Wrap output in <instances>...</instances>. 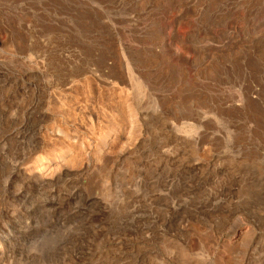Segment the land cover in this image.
<instances>
[{"label":"rangeland","instance_id":"obj_1","mask_svg":"<svg viewBox=\"0 0 264 264\" xmlns=\"http://www.w3.org/2000/svg\"><path fill=\"white\" fill-rule=\"evenodd\" d=\"M0 137V264H264V0H0Z\"/></svg>","mask_w":264,"mask_h":264},{"label":"bare ground","instance_id":"obj_2","mask_svg":"<svg viewBox=\"0 0 264 264\" xmlns=\"http://www.w3.org/2000/svg\"><path fill=\"white\" fill-rule=\"evenodd\" d=\"M5 134V133H4ZM19 132H17L16 130L15 131H12V132H10L9 134H7V135H5L4 136V138H8L9 136L10 137H18L19 136ZM0 139H1V137H0ZM9 139V138H8ZM165 156V155H164ZM174 156H172V158H173ZM175 158V157H174ZM167 160V159H166ZM178 160V159H177ZM185 161V160H184ZM168 162H169V160H168ZM176 162V161H175ZM187 163V162H186ZM176 165H179V164H177V163H175ZM48 165V164H47ZM88 165V164H87ZM187 165V164H186ZM162 166V165H161ZM188 166V165H187ZM194 166V165H193ZM180 167H183V164H182V161H181V163H180ZM197 167V166H196ZM160 168V167H159ZM158 168V169H159ZM179 168V167H178ZM177 168V169H178ZM84 169V168H83ZM186 169V168H185ZM192 169H193V167H192ZM195 169V168H194ZM193 169V170H194ZM15 170H17V168H15ZM19 170V169H18ZM182 170H183V168H182ZM192 170V171H193ZM68 171L69 170H58V169H53V168H51V164H49L48 166H44V165H39V166H36L34 169H32L31 170V172H29L28 173V177H27V180H29V182H33V181H38L41 185H44L43 187H46V191H47V188L48 189H52V187L55 185V183L57 182V180H60V177L63 175V174H67V175H69L68 174ZM180 171V170H179ZM14 172V171H13ZM70 172V171H69ZM182 172V171H181ZM18 174V173H17ZM26 175V174H25ZM63 176H65V175H63ZM155 177V176H154ZM153 177V178H154ZM8 180V179H7ZM25 181V180H24ZM27 183H28V181H27ZM58 183V182H57ZM28 185V184H27ZM41 189V188H40ZM30 190V189H29ZM16 191V190H15ZM23 192V191H22ZM25 192V191H24ZM27 192V191H26ZM30 192V191H29ZM52 192V190H50V193ZM78 192V191H77ZM76 192V193H77ZM21 193V192H20ZM30 195V194H29ZM74 194L73 193H71L70 195H68L70 198L73 196ZM76 195V194H75ZM72 199V198H71ZM87 199V198H86ZM93 200V199H92ZM90 201V200H89ZM142 201V200H141ZM148 202V201H147ZM145 203H146V199H145ZM20 204V203H19ZM146 204H148V203H146ZM145 204V205H146ZM172 204V203H171ZM143 205V204H142ZM148 206V205H147ZM146 206V208H148ZM142 208H143V206H142ZM193 208V207H192ZM179 209V208H178ZM144 210V209H143ZM149 211V210H148ZM156 211V210H155ZM154 211V213H156L157 214V212H155ZM180 210H178V212H179ZM208 211H209V209H208ZM142 212V211H141ZM143 212H145V211H143ZM174 212V211H173ZM177 212V213H178ZM182 212V211H181ZM154 213H153V216H154ZM149 214V213H148ZM182 214V213H181ZM200 215V214H199ZM152 216V217H153ZM180 216V215H179ZM197 216V215H196ZM141 218H142V216H141ZM143 219H145V220H148V221H150V220H153V219H146V217H143ZM176 220V219H175ZM153 223H155L154 221H153ZM140 224H142V223H140ZM146 223H144V224H142V225H145ZM147 224H151L150 222H148ZM152 225V224H151ZM155 225V224H154ZM143 227V226H142ZM145 227H146V225H145ZM149 227H150V225H149ZM148 227V228H149ZM170 227V226H169ZM144 228V227H143ZM142 228V229H143ZM147 228V227H146ZM148 228H147V231H148ZM171 229V228H170ZM142 231V230H141ZM144 231H142V233H143ZM145 233H146V231H145ZM149 233V232H148ZM244 233V232H243ZM243 233H242V231H241V233L237 236V241L239 240H241V239H243L244 238V235H243ZM142 237H144V236H142ZM146 240H147V238H145ZM144 239V242L146 241ZM147 243V242H146ZM256 243V242H255ZM148 245V244H147ZM144 247V246H143ZM185 248V247H184ZM147 249V248H146ZM250 249L252 250H254V251H256L255 250V248H250V244H249V246H248V248H246V252H247V254L246 255H248V257H249V261L250 260H252V259H254V257H251L252 255H251V252L252 251H250ZM145 250V249H144ZM1 254V253H0ZM253 255H254V253H252ZM147 255V254H146ZM251 257V258H250ZM0 258H1V256H0ZM141 258V257H140ZM227 259V258H226ZM248 259V258H247ZM243 260V259H242ZM247 261V260H246ZM8 263L7 264H11L12 262L11 261H7ZM144 263V262H143ZM142 264V263H141ZM181 264V263H180Z\"/></svg>","mask_w":264,"mask_h":264}]
</instances>
